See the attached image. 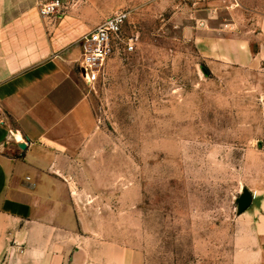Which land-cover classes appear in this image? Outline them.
Masks as SVG:
<instances>
[{"label": "crops", "instance_id": "crops-1", "mask_svg": "<svg viewBox=\"0 0 264 264\" xmlns=\"http://www.w3.org/2000/svg\"><path fill=\"white\" fill-rule=\"evenodd\" d=\"M41 1L0 0V264H146L144 253L116 238L113 138L96 115L75 46L121 10L115 0H74L44 18ZM192 3L174 18L188 22L184 35L206 75L239 76L252 87L261 117L251 151L264 158V0ZM261 179L247 188L252 205L236 208L231 264H264Z\"/></svg>", "mask_w": 264, "mask_h": 264}, {"label": "rangeland", "instance_id": "rangeland-1", "mask_svg": "<svg viewBox=\"0 0 264 264\" xmlns=\"http://www.w3.org/2000/svg\"><path fill=\"white\" fill-rule=\"evenodd\" d=\"M115 6L130 13L135 51L86 85L113 138L116 238L144 253L146 264H231L236 199L264 178L256 170L264 158L251 151L261 117L254 91L239 76L204 73L183 32L188 22L174 18L193 10L192 0Z\"/></svg>", "mask_w": 264, "mask_h": 264}, {"label": "built area", "instance_id": "built-area-1", "mask_svg": "<svg viewBox=\"0 0 264 264\" xmlns=\"http://www.w3.org/2000/svg\"><path fill=\"white\" fill-rule=\"evenodd\" d=\"M62 9V0H47L40 6V15L58 17ZM129 15L128 11L121 10L107 17L78 41L80 59L77 63L87 83L98 81L109 61L122 59L135 51L137 38L126 30Z\"/></svg>", "mask_w": 264, "mask_h": 264}, {"label": "water", "instance_id": "water-1", "mask_svg": "<svg viewBox=\"0 0 264 264\" xmlns=\"http://www.w3.org/2000/svg\"><path fill=\"white\" fill-rule=\"evenodd\" d=\"M19 147L24 149L25 148L24 143L22 142L19 143ZM252 202H253V194L247 188H243L242 192L236 199L238 214L245 212L252 205Z\"/></svg>", "mask_w": 264, "mask_h": 264}]
</instances>
